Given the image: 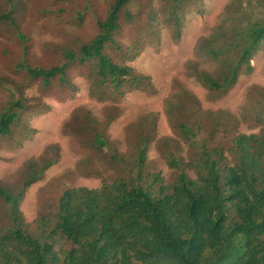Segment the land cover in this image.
I'll use <instances>...</instances> for the list:
<instances>
[{"label":"trees","instance_id":"1","mask_svg":"<svg viewBox=\"0 0 264 264\" xmlns=\"http://www.w3.org/2000/svg\"><path fill=\"white\" fill-rule=\"evenodd\" d=\"M133 1L111 0L106 17L97 19V35L76 50L67 49L66 61L47 68L24 59L19 67L46 87L59 82L69 89V68L86 64L90 95L103 102L133 91L157 93L150 75L118 56L127 52L126 59H135L144 44V30L134 24L139 20ZM186 1L161 0L176 39L182 35ZM15 9L0 11V19L15 25ZM127 26L136 37L126 48L118 35ZM263 48L264 0H231L223 22L200 45L218 68L190 62V75L209 90L227 94L253 71L251 61ZM175 86L168 101L175 135L156 140L167 172L149 169L157 118L136 126L130 145L121 149L109 136L108 123L116 114L101 122L78 110L66 125L87 133L78 143L90 148L76 167L80 174L101 178L100 185H69L58 176L41 189L30 219L22 208L27 189L45 177L59 153L31 158L16 184H0V264H264V88L253 85L248 96L257 90L258 100L247 101L237 115L204 108L179 79ZM27 108L24 96L11 95L0 110V139L18 144L35 137L37 130L23 124ZM243 123L262 129L247 132ZM20 126L23 135L13 139ZM75 176L70 174V181Z\"/></svg>","mask_w":264,"mask_h":264},{"label":"rangeland","instance_id":"2","mask_svg":"<svg viewBox=\"0 0 264 264\" xmlns=\"http://www.w3.org/2000/svg\"><path fill=\"white\" fill-rule=\"evenodd\" d=\"M13 1L0 0L2 12L16 7L13 15L15 25L0 19V77L4 79L0 83V110L12 94L24 96L28 108L23 114V124L35 128L37 133L32 139L20 141L22 144H17L15 140L0 139V184L9 187L16 184L27 171L31 158L40 157L50 150L51 155L59 153L57 163L47 170L45 177L27 189L22 208L30 219L36 215L41 189L58 176H65L64 181L69 185L96 187L101 184V178L80 174L81 170L76 167L79 159L90 148L88 144L78 143L85 141L87 133H78L73 130L74 127L66 125L76 111H81L82 115L89 111L101 122L107 121L112 113L116 114L108 123L109 136L111 140L119 141L121 149L130 145L129 135L136 126L157 118L156 139L149 151V169H164L167 172L165 162L158 153L156 140L175 135L169 120L168 101L176 91V80L185 83L204 108L227 109L237 115L242 112L247 101L258 100L257 90L252 92L253 97L248 96L253 85L264 88V48L251 61L253 71L243 74L227 94L209 90L190 75V62L208 70L215 71L218 68L217 60L202 53L200 45L223 22L231 0H187L180 39L174 37L175 26L170 27L166 21L169 14L162 11L161 0H134L132 9L138 14L139 20V23L134 24L144 30V44L135 59H126L127 52L118 56L136 70L150 75L158 91L152 95L133 91L123 98L107 102L98 101L90 95L86 64L75 63L69 68L68 77L73 83L69 89L60 87L62 83L59 82L46 87L42 81L33 79L19 64L26 59L29 65L48 68L66 61L64 52L67 49L76 50L79 45L97 35V19L106 17L111 0ZM152 12H155L153 20L150 19ZM132 32L133 29L127 26L125 33L118 35L126 48L132 47L134 43L136 34ZM241 128L247 132H258L262 125L243 123ZM19 130L13 139L23 135L24 126H20ZM70 174L76 175L75 180L70 181Z\"/></svg>","mask_w":264,"mask_h":264}]
</instances>
